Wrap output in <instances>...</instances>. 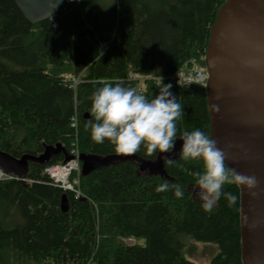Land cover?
Instances as JSON below:
<instances>
[{"label":"trees","instance_id":"1","mask_svg":"<svg viewBox=\"0 0 264 264\" xmlns=\"http://www.w3.org/2000/svg\"><path fill=\"white\" fill-rule=\"evenodd\" d=\"M12 1L0 0L1 151L19 158L60 143L70 152L77 140L81 154H118L111 144L90 140L83 114L102 82L136 89L126 80L130 69L171 82L182 106L178 136L193 128L209 135L205 88L165 78L205 70L209 30L225 0H67L55 25L51 19L31 24ZM66 74L80 75L75 90ZM156 89L145 82L138 92L150 99ZM158 154L146 156L142 147L134 155L154 161ZM173 161L163 160L162 175L139 172L133 160L98 167L81 175L85 198L78 199L48 184L43 173L63 162L61 152L43 164L30 162L25 178L31 182L0 181V203L13 205L18 215L11 227L0 222V264H194L182 255L181 234L218 245L209 264H241L238 186H223L235 195L232 204L222 194L204 211L190 190L202 161ZM165 181L180 184L184 195L156 192ZM63 194L67 212L59 207ZM130 237L136 242L126 244Z\"/></svg>","mask_w":264,"mask_h":264},{"label":"water","instance_id":"2","mask_svg":"<svg viewBox=\"0 0 264 264\" xmlns=\"http://www.w3.org/2000/svg\"><path fill=\"white\" fill-rule=\"evenodd\" d=\"M66 0H13L31 24L49 19ZM216 11L205 52L208 74L205 85L209 135L226 153V166L253 176L252 188L237 185L241 264H264V0H225ZM88 118V114H83ZM181 140L170 153H160L154 161L134 154L95 156L79 154L81 174L120 160H133L139 172L164 174V156L176 158ZM63 154V162L73 159L60 143L43 145L37 155L24 153L14 158L0 150V168L25 177L29 163L43 164L51 155ZM65 194L60 210H69Z\"/></svg>","mask_w":264,"mask_h":264},{"label":"clouds","instance_id":"3","mask_svg":"<svg viewBox=\"0 0 264 264\" xmlns=\"http://www.w3.org/2000/svg\"><path fill=\"white\" fill-rule=\"evenodd\" d=\"M88 118L84 128L96 144L105 142L114 146L118 153L135 154L142 147L145 155L170 153L176 140H181L178 156L181 160L199 159L202 171L193 172L201 207L211 211L221 195L232 204L236 197L223 191L225 184L243 185L252 188L256 184L253 176H246L226 166V153L216 141L199 128L183 131L177 135V121L182 116V106L172 91L171 82H164L161 76L152 98L126 86L123 81L102 82L90 96ZM173 164L170 156L162 157ZM156 192L171 190L176 198L184 195L178 183H160Z\"/></svg>","mask_w":264,"mask_h":264},{"label":"rangeland","instance_id":"4","mask_svg":"<svg viewBox=\"0 0 264 264\" xmlns=\"http://www.w3.org/2000/svg\"><path fill=\"white\" fill-rule=\"evenodd\" d=\"M69 2L71 3L73 1L69 0ZM105 44L107 45L108 43H105ZM65 77H66L67 82L74 84L75 86L81 80L80 75L75 77V76L66 74ZM148 82H150V84L155 85L157 81L156 80H149ZM55 165L59 166L61 164L57 163ZM76 165H79L78 162ZM78 173H79V167L76 171H72V173L69 176L68 182H64L62 184L65 187H70L69 189H74L76 195L77 194L80 195L77 197V199L81 197V193H82V190L80 188L81 180H80V178H78ZM26 181L31 182L29 180H26ZM69 183H70V186H68ZM53 186L56 187L57 185L55 184ZM190 190L193 191V195L199 199V195H198L196 189L194 188V186H191ZM94 205L96 207L95 203H94ZM96 210H97V207H96ZM17 216L18 215L16 213V209L13 205H10L9 203H5V204L0 203V222H5L8 225V227H11L17 221ZM179 238L183 244L182 250H181L183 257L185 259H187L188 261L193 262L194 264H209L211 259L215 255H217V253L219 252L218 245L214 242L197 241V240L192 239L187 234H181L179 236ZM123 241L126 244H133L136 242L134 240V238H131V237L130 238H124ZM139 242L142 243L141 240Z\"/></svg>","mask_w":264,"mask_h":264},{"label":"built area","instance_id":"5","mask_svg":"<svg viewBox=\"0 0 264 264\" xmlns=\"http://www.w3.org/2000/svg\"><path fill=\"white\" fill-rule=\"evenodd\" d=\"M74 1V0H72ZM78 1V0H77ZM57 16V13L54 14L50 19L53 22V24L55 25V18ZM128 75H126V80L130 81V82H135L137 83V90H140L141 88V84L143 82H146L148 80H156L157 82L160 80V78H154L152 76L149 75H138L135 72L129 70ZM175 84L177 85H189V84H197L200 86H204L207 80V74L203 69H196L193 71H186V70H180L178 71V73H176L175 75L170 77ZM69 87H71L72 89L75 88L74 84L69 85ZM73 122H74V127H76V118L73 117ZM77 140H75L71 146L75 147L74 149H71L70 154L73 155V159L68 161L67 163H65L64 165H52V166H48L45 167L43 172L48 176V178L50 179V182H48V184L51 185H57L60 188L66 189V190H70L71 192L74 193L75 198H77L78 196H80L79 194L76 195L75 190L74 189H69L70 187H65L62 184L64 182H68L69 176L72 173V171H76L79 167V173H78V178L80 176V166L76 165L77 162L79 164V152L76 150V143ZM73 163V168L70 167V164ZM78 166V167H77ZM2 179H16L15 176L10 175V174H5L4 172H2V170L0 169V180ZM17 180V179H16ZM75 182V181H74ZM68 186H70V183L68 184ZM83 194L81 193V196Z\"/></svg>","mask_w":264,"mask_h":264},{"label":"bare ground","instance_id":"6","mask_svg":"<svg viewBox=\"0 0 264 264\" xmlns=\"http://www.w3.org/2000/svg\"><path fill=\"white\" fill-rule=\"evenodd\" d=\"M73 166H74L73 163H71V164H70V167L73 168Z\"/></svg>","mask_w":264,"mask_h":264}]
</instances>
